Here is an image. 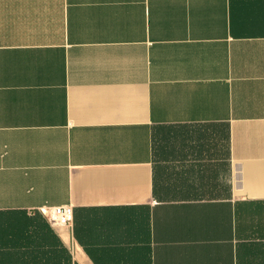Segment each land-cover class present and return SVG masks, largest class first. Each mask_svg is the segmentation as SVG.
Masks as SVG:
<instances>
[{
    "label": "crops",
    "instance_id": "obj_1",
    "mask_svg": "<svg viewBox=\"0 0 264 264\" xmlns=\"http://www.w3.org/2000/svg\"><path fill=\"white\" fill-rule=\"evenodd\" d=\"M0 264H264V0H0Z\"/></svg>",
    "mask_w": 264,
    "mask_h": 264
},
{
    "label": "built area",
    "instance_id": "obj_2",
    "mask_svg": "<svg viewBox=\"0 0 264 264\" xmlns=\"http://www.w3.org/2000/svg\"><path fill=\"white\" fill-rule=\"evenodd\" d=\"M41 212L58 229L61 227H71L74 222L72 205H61L60 207L52 208L44 207L41 209Z\"/></svg>",
    "mask_w": 264,
    "mask_h": 264
}]
</instances>
